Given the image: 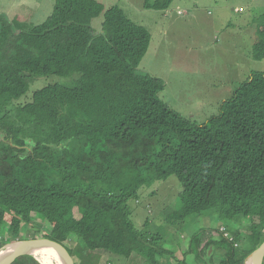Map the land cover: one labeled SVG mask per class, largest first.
I'll return each mask as SVG.
<instances>
[{
  "label": "trees",
  "instance_id": "obj_1",
  "mask_svg": "<svg viewBox=\"0 0 264 264\" xmlns=\"http://www.w3.org/2000/svg\"><path fill=\"white\" fill-rule=\"evenodd\" d=\"M147 2L145 9L159 12L172 0ZM52 6L40 24L10 22L0 40V105L25 116L0 124V229L7 212L8 237L32 217L50 223L43 238L64 246L76 236L89 250L181 264L162 244L194 227L185 255L196 264H244L264 240V71L240 82L219 114L198 125L162 102L161 79L138 70L151 34L119 5ZM251 57L264 59V26ZM50 76L67 81L18 103L31 82ZM171 176L181 191L159 213L161 223L136 227L129 202ZM236 218L243 226L234 235L210 226L204 241L203 219ZM242 232L259 234L251 250L235 248ZM12 264L39 262L26 256Z\"/></svg>",
  "mask_w": 264,
  "mask_h": 264
},
{
  "label": "rangeland",
  "instance_id": "obj_2",
  "mask_svg": "<svg viewBox=\"0 0 264 264\" xmlns=\"http://www.w3.org/2000/svg\"><path fill=\"white\" fill-rule=\"evenodd\" d=\"M96 1L105 7L119 5L130 20L149 30L150 44L138 70L161 79L164 89L158 96L162 102L198 125L219 114L221 103L233 94L240 82L253 72L264 71V59L256 61L251 57L253 44L264 26V0H172L167 10L159 12L147 10L143 5L131 6L123 0ZM146 1L150 4L154 0ZM53 3L54 0H0V40L9 31L10 22L32 25L43 22L49 16ZM100 23L101 18H97L93 27H100ZM66 81L55 76L38 78L31 82L26 95L18 103L23 104L33 91L47 84H64ZM0 109V116L4 117L3 123L0 120L2 125L18 124L25 119L21 111H5L1 105ZM2 138L0 134V140ZM180 191L181 186L174 176L142 189L137 203L130 201L128 204L135 226L144 228L150 221L160 224L159 213L177 198ZM9 220L6 212L4 226L0 229V242L39 238L51 226L49 222L30 217L23 220V227L18 232L12 231L8 237ZM240 222L241 218L223 224L203 219L198 225L207 228L203 235L205 241L210 234V226L217 228L223 225L225 232L232 236L243 226L239 225ZM31 225L39 227L40 232H33ZM196 229L186 227L162 244L179 261L185 260L181 264H196L194 254L185 255L188 241ZM244 233L235 248L251 250L253 243L258 244L259 234L248 236ZM65 246L76 264H147L144 258L135 254L125 258L102 249L89 250L76 236H71ZM41 254L57 264L47 253Z\"/></svg>",
  "mask_w": 264,
  "mask_h": 264
},
{
  "label": "water",
  "instance_id": "obj_3",
  "mask_svg": "<svg viewBox=\"0 0 264 264\" xmlns=\"http://www.w3.org/2000/svg\"><path fill=\"white\" fill-rule=\"evenodd\" d=\"M50 250L60 256L63 264H76L71 253L62 243L43 237L20 239L4 244L0 248V264H12L26 256L34 257L39 264H42L38 258L39 253ZM244 264H264V240L248 256Z\"/></svg>",
  "mask_w": 264,
  "mask_h": 264
},
{
  "label": "bare ground",
  "instance_id": "obj_4",
  "mask_svg": "<svg viewBox=\"0 0 264 264\" xmlns=\"http://www.w3.org/2000/svg\"><path fill=\"white\" fill-rule=\"evenodd\" d=\"M44 252L47 253L49 256H51L56 261L57 264H63L60 256L57 253H55V252H53L51 250L50 251H44ZM38 256H39L38 257L39 258V261L42 264H54L50 259H48L44 255H42L41 253H39Z\"/></svg>",
  "mask_w": 264,
  "mask_h": 264
},
{
  "label": "crops",
  "instance_id": "obj_5",
  "mask_svg": "<svg viewBox=\"0 0 264 264\" xmlns=\"http://www.w3.org/2000/svg\"><path fill=\"white\" fill-rule=\"evenodd\" d=\"M145 1H146V0H123V2H124L125 4L131 5V6H139V5H143V6H144ZM133 2H135L136 4H131V3H133ZM139 2H141V3H139ZM147 10H149V9H147ZM154 11H155V10H154ZM157 12H158V11H157Z\"/></svg>",
  "mask_w": 264,
  "mask_h": 264
}]
</instances>
